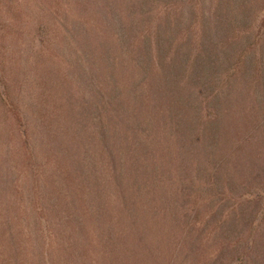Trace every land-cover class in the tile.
Instances as JSON below:
<instances>
[{
  "label": "rangeland",
  "instance_id": "374dc122",
  "mask_svg": "<svg viewBox=\"0 0 264 264\" xmlns=\"http://www.w3.org/2000/svg\"><path fill=\"white\" fill-rule=\"evenodd\" d=\"M214 2L0 0V264H264V0L235 71Z\"/></svg>",
  "mask_w": 264,
  "mask_h": 264
},
{
  "label": "trees",
  "instance_id": "16d2710c",
  "mask_svg": "<svg viewBox=\"0 0 264 264\" xmlns=\"http://www.w3.org/2000/svg\"><path fill=\"white\" fill-rule=\"evenodd\" d=\"M214 4H213V9L217 12V16L226 24L224 25V30H228L229 32H227V34H225V41L227 42L226 44H228L231 47V52L234 53L232 54V58L229 62V64L227 66H229V68L232 67V71L237 70V67L239 65V61L245 58V53L250 51V47L251 45H255V44H259L258 47L261 48L262 46V42H263V29L261 28H257L256 27V19L258 16V9L260 8V1L261 0H214ZM79 22H82L83 24L85 23V27H86V31L89 34H86L85 36L92 38L93 36H95V30L92 27L89 19L88 20H84L82 18H80L79 16L76 18ZM234 20H238L239 22L242 23V25L238 26L234 23ZM232 22L233 25H231L230 23ZM81 31V30H80ZM82 32H84L82 30ZM103 34V32H102ZM244 40L243 43H246L247 41H252V44L250 45H244L243 43L238 44L237 46H233V43H236L237 41H241ZM236 58H235V57ZM256 57V56H255ZM239 58V60L235 63V60ZM255 59V58H254ZM253 59V60H254ZM257 63L258 58H256ZM77 86H75L74 88H76ZM20 87H19V91H20ZM27 90H31L30 88H28ZM97 93V92H95ZM102 107V106H101ZM100 107V108H101ZM96 109L95 115H101V110ZM78 108L75 107V111H77ZM40 110H38L39 112ZM99 111V112H97ZM80 113H82V109L80 111ZM42 121L44 122V126H39L37 124L31 125L30 128H32V130L35 129H48V126L50 125V120L49 118H43ZM98 120H92L91 124H93V126H95V123ZM104 125V122L102 121L100 124V128L98 129H94V130H88L90 132L93 133V137H95V139H97L99 137V141H103V139L106 136H103L105 133V129H103L101 126ZM25 127L27 128V122ZM93 145H97L100 146L101 144L99 143H91V146ZM133 157H135L133 154H131ZM130 156V157H132ZM145 178H148L147 176H145ZM149 185V184H148ZM145 196L147 195V192L145 191ZM118 219L120 220V217L118 216ZM117 228L114 230L116 231ZM113 231V228L112 230ZM118 234H123V231H119ZM125 237V236H124ZM40 238V237H39ZM38 237L36 238V241H33V238L30 237L29 239H27L25 242L27 243V245L25 246V248L30 252L31 256H33L35 259H37V256L40 255L38 253V251L35 249V246H38V243H40V239ZM47 239V238H46ZM127 239V237H126ZM122 241H124V238H121ZM42 241H45V229L42 232ZM47 241V240H46ZM50 241V237H48V241ZM92 239L90 237H88L87 239V243H91ZM81 244V239L80 242ZM120 245L122 246V250H124V256L125 257H129L130 256V252L132 251L131 246L129 244H126L123 242H119ZM126 244V245H125ZM47 245V244H46ZM89 246V244H88ZM35 250L38 255L35 256L34 251ZM128 252H127V251ZM86 254V251H85ZM42 255L46 256L47 255V250L46 247L42 250ZM140 257V256H138ZM47 259V257L45 258V260ZM114 261H117L116 258ZM113 261V263L115 264V262ZM37 262L39 263V261L37 260ZM34 263V262H33Z\"/></svg>",
  "mask_w": 264,
  "mask_h": 264
}]
</instances>
